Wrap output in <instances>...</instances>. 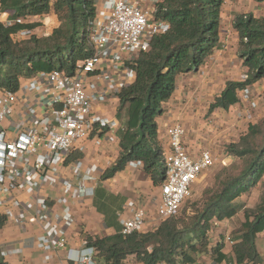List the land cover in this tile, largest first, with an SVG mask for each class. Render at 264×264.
<instances>
[{
	"label": "trees",
	"instance_id": "1",
	"mask_svg": "<svg viewBox=\"0 0 264 264\" xmlns=\"http://www.w3.org/2000/svg\"><path fill=\"white\" fill-rule=\"evenodd\" d=\"M252 1L264 5V0ZM223 4L224 0H162L157 5L155 16L167 29L152 38L146 52L136 55L130 63L134 79L115 94L126 121L117 132L118 157L102 179L136 162L154 184H162L164 152L156 119L164 114L163 104L172 97L177 77L197 71L219 49ZM0 12L8 13L12 21L10 25L0 22V90L16 92L22 80L38 73L59 70L70 75L77 63L93 55L89 26L96 16V0H0ZM51 14L57 17L58 26L49 35L16 38L21 30L40 25L25 20ZM231 25L246 78L225 82L207 114L229 110L241 102V93L264 79V16L237 13ZM224 153L222 158L239 160L240 167L222 165L214 186L204 191V201L192 216L176 215L144 234L88 236L85 241L95 258L101 264H126L130 256L137 264H195L200 256L209 255L220 263L226 259L224 244L210 245L208 233L214 221L241 213L237 242L231 245L234 262L261 264L255 240L264 231V110L261 123H249L245 134L226 145ZM71 157L82 154L76 150ZM257 185L262 186L259 201L246 207L239 200ZM6 221L0 214V228ZM0 264L5 263L0 260Z\"/></svg>",
	"mask_w": 264,
	"mask_h": 264
},
{
	"label": "built area",
	"instance_id": "2",
	"mask_svg": "<svg viewBox=\"0 0 264 264\" xmlns=\"http://www.w3.org/2000/svg\"><path fill=\"white\" fill-rule=\"evenodd\" d=\"M161 1L96 0V16L89 26L93 48L89 59L77 63L70 75L59 70L38 73L16 92L0 90V214L10 222L37 224L41 229L37 246L45 256L66 247L58 224L72 220V201L93 195L98 169L84 164L90 154H84L82 144L89 140L99 144L105 133L119 129L117 120L100 114L96 106L132 82L135 72L130 63L149 49L153 37L166 31L167 24L155 16ZM18 34L32 35L29 29ZM164 134L168 150L163 151L165 176L156 209L160 222L179 213L189 190L205 172L217 163L225 165L209 150L192 158L184 140L189 136L195 141L198 135L189 134L183 125L173 123ZM76 150L82 152L81 158L71 157ZM64 169L58 212L49 205L44 187L56 184ZM123 211L129 217L121 221V235L150 232L145 210L128 201ZM83 245L76 260L92 263L95 252L85 240Z\"/></svg>",
	"mask_w": 264,
	"mask_h": 264
},
{
	"label": "crops",
	"instance_id": "3",
	"mask_svg": "<svg viewBox=\"0 0 264 264\" xmlns=\"http://www.w3.org/2000/svg\"><path fill=\"white\" fill-rule=\"evenodd\" d=\"M250 12L264 16V5L254 3L252 0H224L221 8L219 49L197 71L177 77L175 91L163 105L165 112L156 119L157 138L164 152L168 150L164 132L173 123L183 125L189 134L196 132L198 135L195 141L190 140L189 136L184 140L188 153L196 159L204 150L216 154L221 142L226 143L225 139L230 134L233 135L236 127H246V124L254 123L255 120L263 117L264 79L241 93V102L229 110L207 114L209 103L219 96L225 82L240 81L246 76L237 55V33L232 29L231 24L237 13ZM9 16L8 13L0 12V22L10 25L12 21ZM35 22L40 23L31 30L32 35L36 36H47L58 26L57 17L53 14L41 18L32 17L24 21V23ZM16 38L21 39V34H17ZM27 80H22L20 84ZM118 107L119 101L115 95H111L104 104L96 106L100 114L114 117L119 123V129L113 133H105L99 144L90 140L82 144L84 154L86 152L90 154V157L84 160V164L96 165L98 179L92 184L94 187L92 196L72 201V220L69 223L61 220L58 224L59 230L66 237V247L45 256L37 246V237L41 233L37 224L6 221L0 228V260L5 264H101L95 256L92 263L79 261L76 258H79V251L84 248L83 242L88 236L106 237L120 233L121 221L129 217L128 212L123 211L128 201L145 210L148 231H154L161 223L156 213L160 202V185L154 184L141 166L129 163L124 170L116 173L112 178H101L102 174L115 163L119 153L117 132L123 127L126 114L125 110L119 111ZM39 112L42 110L40 109ZM206 115L212 116L213 120L218 117L219 120H208V123L204 124ZM18 116L19 110L15 118L18 119ZM218 122L223 129L216 132L215 125ZM78 152L82 153L77 150ZM222 159L225 165L230 161V158ZM66 175L67 171L64 169L56 184L44 187L49 205L58 212L61 204L57 200L62 196L60 184ZM242 199L243 197L240 198L241 201ZM245 204L246 207H252L249 202ZM242 222L241 213L228 220L214 221L208 233L210 245L223 242L222 252L226 259L215 263L211 256L203 255L195 264H235L231 245L237 242ZM255 245L261 257V264H264V231L257 234ZM15 250H19L20 253Z\"/></svg>",
	"mask_w": 264,
	"mask_h": 264
},
{
	"label": "rangeland",
	"instance_id": "4",
	"mask_svg": "<svg viewBox=\"0 0 264 264\" xmlns=\"http://www.w3.org/2000/svg\"><path fill=\"white\" fill-rule=\"evenodd\" d=\"M210 104V103H209ZM264 107V106H263ZM218 121L219 118L215 117V119H212V116L206 115L205 119H204V124L208 123L207 121ZM262 121V117L255 120L254 124H260ZM249 124V123H248ZM246 127H241V128H235V130L233 131V135H229V137H227L226 143H222L220 145V148L218 150V152L215 154V156L218 158V160H220L222 157H224L225 153H224V148L226 145H228L229 143H233V142H237L238 139L240 138V136H242L243 134H245L246 129H247V125ZM216 128V132L220 131L221 129H223V126L220 125V123L218 122L215 125ZM224 142V141H223ZM233 165V167H240V161L239 160H234L232 158H230V161L227 163V165L225 166H230ZM222 165H219V163H217L212 169H210L209 171H207L205 173V176L203 175L201 178H199V180L191 187V189L188 192V195L179 211V213L177 214V216H192L195 213L196 208H200L203 201H204V191L206 189L212 188L214 186V176L217 174V172L221 169ZM261 191H262V186L257 185L256 187H254L251 192L247 195H243V199L242 201L239 200L240 202H244L245 203H250L251 206H255L258 201L259 198L261 196ZM245 200V201H243ZM126 264H137V262L135 261L134 257L130 256L126 259Z\"/></svg>",
	"mask_w": 264,
	"mask_h": 264
}]
</instances>
